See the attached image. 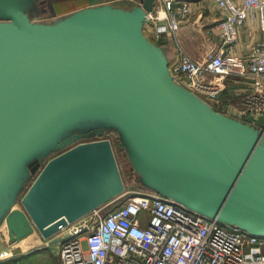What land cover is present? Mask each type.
<instances>
[{
	"label": "water",
	"instance_id": "1",
	"mask_svg": "<svg viewBox=\"0 0 264 264\" xmlns=\"http://www.w3.org/2000/svg\"><path fill=\"white\" fill-rule=\"evenodd\" d=\"M45 1L0 0V226L6 219L11 233L36 230L55 245L68 225L124 194L114 142L104 136L121 125L133 171L160 161L181 179L176 198L146 174L141 184L264 237L263 129L174 81L164 49L145 33L157 0L35 21L32 10ZM108 112L116 117L94 118ZM247 119L264 124V115ZM90 129L99 138L82 140Z\"/></svg>",
	"mask_w": 264,
	"mask_h": 264
},
{
	"label": "built area",
	"instance_id": "2",
	"mask_svg": "<svg viewBox=\"0 0 264 264\" xmlns=\"http://www.w3.org/2000/svg\"><path fill=\"white\" fill-rule=\"evenodd\" d=\"M211 1L222 15L212 28L222 45L203 59L181 50L169 64L171 76L205 99L218 98L228 77L247 80L249 90L232 103L234 115H264V0ZM191 11L187 1L157 0L145 28L158 39L176 37ZM249 20L258 22L262 38L250 44L246 56H238L232 47ZM211 105L218 110L223 106ZM258 126L264 133V124ZM67 231L56 251L61 264H264V237L156 192L124 193L60 234ZM9 247L0 250V259L9 257Z\"/></svg>",
	"mask_w": 264,
	"mask_h": 264
},
{
	"label": "crops",
	"instance_id": "3",
	"mask_svg": "<svg viewBox=\"0 0 264 264\" xmlns=\"http://www.w3.org/2000/svg\"><path fill=\"white\" fill-rule=\"evenodd\" d=\"M51 1V3L47 0L39 3L42 15L36 18L40 19L43 17L45 12H49L48 16L51 18L48 17L49 19H45V21L51 22L68 16L80 9L91 6L110 4L130 10L140 5L139 0H73L71 2H65V0ZM180 1L189 2L191 4L192 11L188 17L182 19V27L176 37L162 36L158 39L151 31L152 29L146 28L145 33L153 42H165L166 50L170 49L168 44V41L170 40L175 46L177 55L176 58L178 57L180 51L183 50L185 54H188L195 59H203L209 51H217L222 45L217 31H212L213 26L219 21V19L222 18V15L211 0ZM61 2L65 5L60 6L59 3ZM49 8L51 9L50 11ZM260 38H262V32L258 22L255 23L250 20L247 21L240 30L238 41L232 47L233 52L238 56H246L250 44ZM224 85L221 97L226 99V101L224 102L225 104L223 103L221 112L232 117H237L234 115L235 109L232 106L238 103L239 98L246 94L249 90V82L247 80H241L231 76L226 78ZM228 97L230 98L229 100ZM4 221H6V219ZM12 233L13 236L16 237L10 238L12 239L11 241L14 242V245L9 247L10 250H6L10 255L9 257H5V259H0V264H11V262L16 260L17 262L14 264H32V259L35 258L39 259L41 264H61L59 256H53L56 253L47 249V245H49V243L47 240L42 238L38 231L33 230L30 233H24L21 236L17 234V231H13ZM1 238L2 236H0V239ZM14 248L15 251H13ZM2 249L4 248L0 247V250ZM35 250H41L42 253L32 258V255L30 254H32Z\"/></svg>",
	"mask_w": 264,
	"mask_h": 264
},
{
	"label": "rangeland",
	"instance_id": "4",
	"mask_svg": "<svg viewBox=\"0 0 264 264\" xmlns=\"http://www.w3.org/2000/svg\"><path fill=\"white\" fill-rule=\"evenodd\" d=\"M62 1H64V0H62ZM59 5L60 6H64L65 4H63V2H61V3H59ZM50 10L51 9L49 8V11ZM48 14H49V12H45L42 18H40V19L39 18H36L35 21H41V22H43L42 19L45 20V19L51 18L50 16H48ZM203 99H205V98H203ZM106 115H110L112 117H116V115H114L113 113L108 112V114L97 113L94 116V118L95 119H98L99 117L106 116ZM86 120H88V119L87 118L84 119V121H81V123L84 122V125H85L86 124V122H85ZM96 123L98 124L99 121H96ZM118 127L119 128H109L108 127L109 129L106 130V134H108V136H110L111 139L114 142V147H115L116 152H117V155H118V160H119V163H120V166H121V171H122V174L124 176V180H125V184H126V191H125V193H127L128 195H130V194H134V193H138V192L147 191V190H145L142 187L143 184H141V181L139 180V178L141 177V175L146 174L148 176L149 183H150V185L152 187L158 189L161 193H163L165 195H168V196H170L172 198H176V192L175 191H176V189H179L178 183L181 182V179L179 180L174 174H172L170 172V170H164V164L162 162H160V161L157 162L156 167L158 169L156 167H155V169H153V166L154 165H152V166H150V169H149L151 172H148V171L145 172V171H143V174H140L138 172L136 173L135 171H133L131 169V164L129 163V161L126 160V158H124V156H122L123 149H120L118 147V145H117L118 144V139H119V136L118 135H120V129H122L121 125H119ZM56 152H58V151H56ZM55 154L56 153L54 152V153H52L51 156L48 155L49 156L48 158L53 157ZM156 176H158V178L160 179V181H158L156 179ZM24 191H23V193H24ZM150 192H152V191H150ZM20 199H21V196L18 195V198H17L18 202L20 201ZM192 210H194V209H192ZM9 225H10V222H8L6 220V221H3V223L0 226V236H2V238L0 239L1 240V243H0V247L1 248H8L9 246H13L14 245V244L11 245L9 243V241L12 240V239H10L11 237L12 238H16L10 232ZM39 246H42V245H39ZM58 248H59V245L58 244H55V245H47V249L48 250H50V251L52 250L54 253H56V254L53 255L55 257H58L57 252H55V251L58 250ZM13 251H15V250H13Z\"/></svg>",
	"mask_w": 264,
	"mask_h": 264
},
{
	"label": "trees",
	"instance_id": "5",
	"mask_svg": "<svg viewBox=\"0 0 264 264\" xmlns=\"http://www.w3.org/2000/svg\"><path fill=\"white\" fill-rule=\"evenodd\" d=\"M49 3H51L52 1L51 0H47ZM72 0H65V2H71ZM69 4H71V3H69ZM31 15H32V19H34V18H36V17H38V16H41L42 15V13H41V11H40V6L38 5V4H36V6L33 8V10H32V12H31ZM45 22H47V21H45ZM158 45H160L163 49H164V51H165V54H166V56L168 57V60H169V64L170 63H172L174 60H175V58H176V49H175V46L173 45V43L169 40L168 41V44H169V46H170V49H168V50H166L165 49V46H166V44H165V42L163 43V42H158L157 43ZM222 96V94L218 97V98H216V99H206L207 100V102H209L210 104H217V103H221V104H223L225 101H226V99H224V98H222L221 97ZM230 98L228 97V100H229ZM222 100V101H221ZM227 100V101H228ZM225 104V103H224ZM216 109V108H215ZM216 110H218V109H216ZM218 111H220L221 112V110H218ZM223 113V112H222ZM225 114V113H224ZM234 118H236V117H234ZM237 119H239V118H237ZM239 120H241V121H243V122H246V123H250V124H252V125H254L255 127H257V128H261L260 126H258V125H256V124H254V123H251L250 121H248L247 119H245V118H241V119H239ZM83 139L82 140H84V141H86L85 140V138L84 137H82ZM88 141V140H87ZM118 147L121 149L122 148V144L119 142V139H118ZM142 187L145 189V190H147V191H152V192H154L152 189H150V188H148V187H146V186H144V185H142ZM142 188V189H143ZM40 253H42L41 252V250H35L34 252H32V254H30V255H32V258L33 257H36V256H38V255H40ZM17 262V260L16 261H14V262H11V264H14V263H16ZM32 264H41L40 263V261H39V259H32Z\"/></svg>",
	"mask_w": 264,
	"mask_h": 264
},
{
	"label": "flooded vegetation",
	"instance_id": "6",
	"mask_svg": "<svg viewBox=\"0 0 264 264\" xmlns=\"http://www.w3.org/2000/svg\"><path fill=\"white\" fill-rule=\"evenodd\" d=\"M80 134L85 138V140H94L99 138V135L97 134V130L95 129L85 130L82 131Z\"/></svg>",
	"mask_w": 264,
	"mask_h": 264
}]
</instances>
